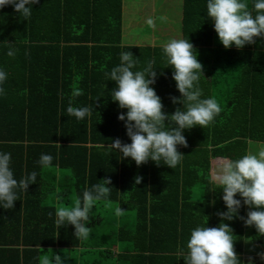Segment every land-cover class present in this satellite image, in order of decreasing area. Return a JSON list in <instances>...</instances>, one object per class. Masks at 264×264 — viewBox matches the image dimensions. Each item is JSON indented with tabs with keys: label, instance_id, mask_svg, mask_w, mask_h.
I'll return each mask as SVG.
<instances>
[{
	"label": "trees",
	"instance_id": "1",
	"mask_svg": "<svg viewBox=\"0 0 264 264\" xmlns=\"http://www.w3.org/2000/svg\"><path fill=\"white\" fill-rule=\"evenodd\" d=\"M239 5L185 0L182 43L162 54L123 45V0H0V264L264 263L262 256L241 258L253 244L264 247V191L253 195L251 245H245L242 224L231 230L223 217H212L207 196L195 200L210 184V157L223 150L233 162L224 185L238 203L245 194L247 143L236 140L211 155L197 149L184 158L178 152L157 156V150L133 146L150 142V129L161 123L150 128L149 114L120 113L138 90L141 106L151 91L164 90L168 107L154 110L165 117L171 144L179 143L181 110L195 86L181 71L183 52L201 64L193 75L211 78H202L203 90L212 88L223 104L228 88L221 79L246 76L262 63V57H240L229 77L231 54L212 49L214 40L260 41L235 29L244 22L231 19L228 7ZM218 26L236 37H214ZM121 118L139 123L137 131L123 127ZM89 199L100 210L137 204L141 215H151L150 228L137 221L130 230L117 228L112 211L102 222L85 223ZM124 206L121 211L133 209ZM196 206L200 214L190 218ZM188 226L204 240H188Z\"/></svg>",
	"mask_w": 264,
	"mask_h": 264
},
{
	"label": "crops",
	"instance_id": "2",
	"mask_svg": "<svg viewBox=\"0 0 264 264\" xmlns=\"http://www.w3.org/2000/svg\"><path fill=\"white\" fill-rule=\"evenodd\" d=\"M163 0H160L161 3ZM181 5L184 6L185 0H180ZM208 1V0H207ZM214 6L217 4H228V5H238L236 8L228 7V13L237 24L241 27L235 28L245 34L246 37H249V40H253L257 36H260V41L257 40L250 41L251 44L249 46L246 45H230L224 44L222 42H218L214 40L212 45V49L215 51H221L223 53L228 52L231 55H226L231 60V67L229 69V77L230 73L235 67L234 60L244 61L250 57V60H254L258 57H262V63L257 70L251 71L246 76L240 75L239 72H234L232 74L233 78H222V85L227 87V90H224L225 99L219 103L218 100L214 98V93L212 88H207L206 91L203 90L201 85V80L203 77H206L205 74L200 76V71L198 75H193L194 71L200 70L201 64L198 62L193 63L192 58H187L183 52V58L181 61V71L182 69L187 70L186 72V80L189 78V83L191 86H194V90L190 92V98L188 104L182 107V130H181V140L179 143L171 144L172 135L167 130L166 122H164L165 117L157 114L154 107L159 104H163L166 108L168 107L165 105L167 100L168 93L164 92V90H160L159 88L154 89L151 91L149 97L145 99V106H141L139 100V90L134 97V94H131L130 101H127V106L121 105L120 113L122 118L124 117H139V116H146L150 115L149 123L150 128L153 121L157 120V122L161 123L157 126L155 132L150 129V136L147 144L133 146L134 148L138 149H145L149 152H154V150L158 151V155H165L163 152H170L180 153V157L184 158L187 151L190 150H197V149H208L209 155L211 152L217 148H221L225 145H229L231 142L236 140H257L261 144L264 140L258 139V136L254 134H262L264 133V39L261 41V38H264V0H212ZM137 4L134 3V0H123V8H122V19H123V45L124 46H131V47H152L157 48V46L151 45H142L140 42L139 37L140 34L138 33L140 29L139 22L140 20L144 21L147 19L148 23H146L147 28L151 31L152 26V15L156 14L157 8H154L150 14L146 17L140 18L138 15L139 7H136L137 10H133V6ZM154 0H151L150 7L148 8V12L150 11L151 7L153 6ZM156 5V4H155ZM143 9V8H142ZM258 11V14L256 15ZM163 15L165 12L163 11ZM256 16V17H255ZM184 19V10H183V18ZM163 23L159 27H153V29L166 30L162 32L163 37L165 38L167 34L172 30V25L167 24L166 18L163 19ZM250 23H247L249 22ZM215 21V20H214ZM154 22H158L156 19ZM217 24V22H214ZM137 25L139 28L136 32L133 30V26ZM150 27V29H149ZM167 29H169L167 31ZM154 31L152 30L154 36ZM214 31L216 33L215 36L223 37L226 41L233 40L231 38L236 37L233 34H230L227 27H219L216 29L214 27ZM236 31V32H237ZM161 32V31H159ZM135 40V41H134ZM134 42V43H133ZM219 43L220 50L217 49V45ZM180 46L169 47V48H177ZM260 48V49H257ZM184 49V48H183ZM185 51L190 52V49H186ZM191 55V53L189 54ZM191 57V56H189ZM242 62V61H240ZM222 65L226 66L227 64L221 63ZM227 69V68H226ZM206 79H211L209 75ZM199 83V84H198ZM197 84L199 87H197ZM127 85H129L127 83ZM75 86V84H73ZM79 90V87L76 88ZM171 95V94H170ZM222 96V95H221ZM223 97V96H222ZM141 99V98H140ZM215 99V100H214ZM199 101L200 103H198ZM228 101L230 104H226L225 102ZM217 102V104H214ZM211 103V104H210ZM154 111V112H152ZM192 111H195L194 113ZM101 110L98 109V113L101 114ZM121 118V123L123 127H127L132 129L135 127V130L139 127V123H134L133 121H125ZM194 124V125H192ZM216 125L219 127L217 128ZM207 127V128H205ZM137 131V130H136ZM220 143H217L216 141ZM249 144L250 142H246ZM264 144V143H263ZM93 146V145H89ZM98 146V145H97ZM99 147V146H98ZM123 146L118 145L115 148L121 149ZM248 148V145H247ZM202 154V153H201ZM200 154V156H201ZM219 156L213 157L211 156L209 159L210 163V184L207 189L202 191V194L207 196L210 202V210L212 211V217H215L214 213L217 214V218L223 217L227 222H233L234 228L237 224L241 225L244 228V236L243 240H251L250 238V231L249 227L253 220V195L256 192L264 191L261 189L264 187V180L263 174L256 171H249V166L245 160V173L243 175V182L245 187V194L242 198L239 199L238 203L237 200H232L231 195L229 194L228 190L225 188V182L228 181L227 177L230 174V170L233 167V162L230 157L223 156L226 155L223 150L218 151ZM167 156L172 154H166ZM158 161V160H157ZM195 159H190V163H194ZM200 163H203V158L199 159ZM197 164V163H196ZM161 167L163 166L160 164ZM226 165L227 167V175H217L213 172L216 166H223ZM198 189V187H196ZM217 194L219 195V199L216 197ZM93 195V194H92ZM86 199L90 197V194L85 195ZM90 203L89 211L85 210V223H97L102 222L105 217L108 216L109 212L115 213V223L117 228H131L132 223L134 222H143L147 225V228H150L151 224V215L148 214L147 217L140 214L139 205L129 204L127 201L122 203V205L117 204L114 210L110 209H102L100 206L99 208L93 200L89 199L86 203ZM128 203V204H126ZM126 204V205H125ZM125 205V206H124ZM237 205V207H236ZM122 206H124V210L128 209L129 207H133L132 211H121ZM149 206V205H148ZM200 206V205H199ZM197 207V210L199 209ZM128 207V208H127ZM87 209V208H86ZM197 212V211H195ZM200 214L198 210L197 213L189 215L190 218H197ZM155 220L153 219L152 222ZM187 228L191 229L189 232V239L188 240H200L199 238L203 239V234L194 233L196 231L191 226ZM233 227L231 230L234 229ZM197 232V231H196ZM230 235L233 236L230 232ZM251 245V244H250ZM258 245H251L250 248H253ZM260 247V246H259ZM261 248V247H260ZM257 249V248H255ZM254 249V250H255ZM247 250V249H246ZM248 251H244L242 256H245ZM241 256V257H242ZM251 256H248L250 259ZM257 257V256H256ZM262 258H264L262 256ZM243 259V258H242ZM245 257L243 260H248Z\"/></svg>",
	"mask_w": 264,
	"mask_h": 264
},
{
	"label": "rangeland",
	"instance_id": "3",
	"mask_svg": "<svg viewBox=\"0 0 264 264\" xmlns=\"http://www.w3.org/2000/svg\"><path fill=\"white\" fill-rule=\"evenodd\" d=\"M160 0H154L153 6L151 7L150 11L148 12V8L150 7L151 0H134V3L137 2L133 6V10H137L136 7H139V12L140 14L138 15L140 18L148 16V14L151 13V11L154 8H157V13L152 15L153 20L152 21V26L151 31L148 30L147 24L148 21L147 19L142 21L140 20L139 25L140 29L137 27V25L133 26V30L136 32L138 30L139 34L141 37H139L140 42L142 45H151V46H157L158 51L162 54H166L169 52V47H175V46H180L181 45V40H182V18H183V6L181 5L180 0H163L161 3L159 2ZM143 8V9H142ZM163 11L165 12V15H163ZM166 18L167 24L172 25L171 31L167 34V36L164 38L162 35V32H165L166 30L162 31L153 29V27H159L163 23V19ZM156 19H158V22H154ZM149 27V29H150ZM152 30L154 31V36L150 35L153 34ZM169 29H167L168 31ZM161 31V32H159ZM135 41V40H134ZM134 43V42H133ZM200 103L199 101H197ZM193 113L195 111H192ZM194 125V124H192ZM207 128V127H205ZM256 136H259V134H254ZM217 143H220L218 140L216 141ZM245 142H250L248 145V148L245 151V160L247 165L249 166V171H256L260 173V175H264V141L262 144L257 141V140H246ZM232 175V168L230 170V174L227 177V180L231 178ZM264 180V176H263ZM261 189L264 190V187ZM203 197L202 193L196 194L195 195V200L196 201H201ZM100 206V205H97ZM87 211L90 209V203L88 202L86 204ZM229 228H232L233 222H227ZM129 229V228H127ZM130 230V229H129ZM201 240V238H199ZM245 245H250V241L245 242ZM257 248V249H255ZM255 249V250H254ZM246 251L247 254L245 256H242L241 258H245L248 256H251L250 259L253 256H263L264 257V247H259L255 246L253 248H249ZM115 255H118V251H115ZM264 259V258H263ZM264 264V263H263Z\"/></svg>",
	"mask_w": 264,
	"mask_h": 264
},
{
	"label": "water",
	"instance_id": "4",
	"mask_svg": "<svg viewBox=\"0 0 264 264\" xmlns=\"http://www.w3.org/2000/svg\"><path fill=\"white\" fill-rule=\"evenodd\" d=\"M213 172L217 175H227V167L226 165L223 166H216Z\"/></svg>",
	"mask_w": 264,
	"mask_h": 264
}]
</instances>
